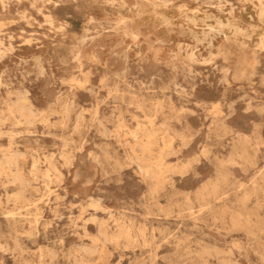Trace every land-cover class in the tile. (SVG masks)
<instances>
[{
	"label": "rangeland",
	"instance_id": "1",
	"mask_svg": "<svg viewBox=\"0 0 264 264\" xmlns=\"http://www.w3.org/2000/svg\"><path fill=\"white\" fill-rule=\"evenodd\" d=\"M0 159V264H264V0H0Z\"/></svg>",
	"mask_w": 264,
	"mask_h": 264
},
{
	"label": "bare ground",
	"instance_id": "2",
	"mask_svg": "<svg viewBox=\"0 0 264 264\" xmlns=\"http://www.w3.org/2000/svg\"><path fill=\"white\" fill-rule=\"evenodd\" d=\"M220 3V2H219ZM83 10V9H82ZM172 10V9H171ZM222 10V9H221ZM27 11V10H26ZM20 12V11H19ZM13 15V14H12ZM177 20V19H176ZM11 21H13V20H11ZM5 22V21H4ZM20 22V21H19ZM45 23V22H44ZM32 24V23H31ZM66 27V26H65ZM58 36V35H57ZM4 38V37H3ZM30 39V38H29ZM27 41V40H26ZM135 48V47H134ZM249 50H250V48H249ZM253 53H254V51H253ZM97 59V58H96ZM254 60V59H253ZM253 65V64H252ZM239 75V74H238ZM245 75V74H244ZM244 75H242V76H244ZM12 79V78H11ZM83 86V85H82ZM74 93V92H73ZM22 107H23V105H22ZM23 109V108H22ZM22 111V110H21ZM84 111V110H83ZM23 112V111H22ZM47 115V114H46ZM69 118V117H68ZM135 120V119H134ZM137 121V120H136ZM100 122V121H99ZM146 125V124H145ZM102 126V125H101ZM148 128V127H147ZM120 129V128H119ZM101 131V130H100ZM147 133V132H146ZM51 134V133H50ZM119 136V135H118ZM105 137V136H104ZM257 146V145H256ZM33 148V147H32ZM79 150V149H78ZM152 157V156H151ZM129 159V158H128ZM1 160V159H0ZM141 162V161H140ZM10 163V162H9ZM36 163V162H35ZM3 164H4V162H3ZM146 165V164H145ZM33 167H35V166H33ZM148 167V166H147ZM2 168V167H1ZM3 169V168H2ZM96 169V168H95ZM148 169V168H147ZM146 169V170H147ZM11 170V169H10ZM149 170V169H148ZM264 170V169H263ZM155 171V170H154ZM3 172V171H2ZM23 173V172H22ZM149 173V172H148ZM259 175V174H258ZM155 177H157V176H155ZM27 185V184H26ZM10 202V201H9ZM5 210V209H4ZM113 220V219H112ZM121 222V221H120ZM74 225V224H73ZM143 225V224H142ZM118 227V226H117ZM130 227V226H129ZM134 227V226H133ZM132 231V230H131ZM140 231V230H139ZM20 232V231H19ZM131 234V233H130ZM4 236V235H3ZM11 236V235H10ZM119 236V235H118ZM115 238V237H114ZM130 239V238H129ZM131 239H132V237H131ZM144 239V238H143ZM166 240V239H165ZM164 242V241H163ZM130 243V242H129ZM137 243V242H136ZM108 244V243H107ZM156 244V243H155ZM161 244V243H160ZM4 245V244H3ZM73 245V244H72ZM125 247V246H124ZM130 247V246H129ZM15 249V248H14ZM136 249V248H135ZM38 250V249H37ZM6 252V251H5ZM16 253V252H15ZM28 253V252H27ZM36 255V254H35ZM42 256V255H41ZM47 256V255H46ZM51 256V255H50ZM52 258V257H51ZM156 258V257H155ZM44 264V263H43Z\"/></svg>",
	"mask_w": 264,
	"mask_h": 264
}]
</instances>
